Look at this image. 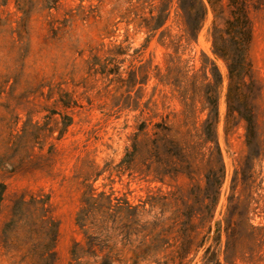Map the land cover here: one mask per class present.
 <instances>
[{
  "label": "trees",
  "instance_id": "trees-1",
  "mask_svg": "<svg viewBox=\"0 0 264 264\" xmlns=\"http://www.w3.org/2000/svg\"><path fill=\"white\" fill-rule=\"evenodd\" d=\"M7 2L4 0L3 4ZM106 3L113 6L112 15L103 28L105 36L115 35L117 25L124 22L127 31L130 25L145 29L149 33L147 41L160 32L162 44L167 48L172 46L175 51V54L167 53L165 67H162L139 58L141 48L135 47L136 55L124 67L132 49V45L126 43L127 36L108 42L102 38L97 44H90L89 55L84 58L89 76L101 75L127 86L126 92L113 97L112 109L139 110V113L134 116L133 130L127 135L124 154L119 162L105 160L101 165L90 159L88 154L79 158L77 167L78 176L82 177V191L76 222L91 243V249L85 252L97 257L103 252L101 264L120 261L127 244L139 239L140 244L130 248L135 264H138L156 255L158 246L155 241L170 235L174 228H178L176 233L179 236L193 240L199 234L198 229L211 225L218 213L227 177L218 132L221 120L219 102L225 76L209 56L205 55L196 67L195 60L190 63V59L184 60L178 55L184 37L188 42L198 39L210 11L213 13L209 29L212 50L227 67L226 130L235 119L244 121L246 129L248 152L238 162L233 183L238 185L242 182L244 189L249 186L252 172L248 163L264 154V141L253 104L261 88L249 57L253 37V21L249 13L251 6H264V0H98V3L94 0H72L66 7L64 0H16L17 11L22 14L14 20L8 15L4 23L16 22L12 34L17 33L18 40L23 41L26 34L30 35L31 23L38 14L37 19L47 29V42L65 34L72 35L78 25L90 27L103 18L100 8ZM174 9L184 32L181 35L172 34L167 29ZM2 21L0 17V23ZM113 26L115 29L111 28ZM167 39L169 43L165 42ZM29 51L30 42L25 56ZM84 51L78 50L79 56L82 57ZM32 76L26 81L22 95L28 98L33 95L34 100L42 97L45 103L33 101L30 107L19 111L8 102H0V173H16L33 164H38V168L50 167V160L58 151V143L75 122L73 113L67 111L80 105L74 93L66 90L63 82L47 80L39 72ZM152 78L171 87L173 97L183 107L181 113L186 122L195 116L197 103L201 104L199 111L204 117L201 118L199 135L202 141L194 140L195 135L191 131L175 129L169 123L171 113L155 119L159 113L153 96L142 101L137 92L135 96L131 94L136 86L141 88ZM20 81L18 76L11 84L9 77L0 79V96L7 93L15 97ZM173 113L175 117L178 115ZM105 172L111 181L109 189L105 188L106 184L95 185ZM126 174L130 178L140 176L147 181L162 182L185 175L193 181L186 190L177 188L159 199L150 195L136 202L128 191L114 186L115 175L121 179ZM236 188L232 187L226 214L222 218L229 226L246 223L248 219L249 195L242 198V193L237 194ZM8 191V183L0 179V253L14 258L13 264H54L59 221L53 212L50 194L43 190L15 192L10 197L7 217L1 220ZM158 206L163 211L162 215L155 216L152 221L147 219L146 215ZM242 208L247 211L241 212ZM166 211H171V214L165 216ZM163 220L169 228L156 231L158 223ZM112 240H115L114 244H111ZM119 240L123 248L117 249ZM78 246L76 242L71 249L74 259L82 256ZM187 254L189 250L181 246L173 264H183Z\"/></svg>",
  "mask_w": 264,
  "mask_h": 264
},
{
  "label": "rangeland",
  "instance_id": "rangeland-1",
  "mask_svg": "<svg viewBox=\"0 0 264 264\" xmlns=\"http://www.w3.org/2000/svg\"><path fill=\"white\" fill-rule=\"evenodd\" d=\"M3 1L0 0V17L3 20L0 23V79L9 77L11 84L18 76L21 81L15 91V97L4 93L0 96V102H8L19 111L30 107L33 101L45 103L42 97L34 100L33 95L29 98L22 95L26 90V81L31 79L34 73L39 72L41 77H46L47 80H53L56 83L63 82V87L74 93L80 105L73 109H67L68 112L73 113L75 122L70 126L65 138L58 143V151L50 160V167L38 168V164H33L16 173H0V179L8 183L9 190L3 203L1 220L7 217L10 197L15 192L43 190L50 194L52 209L59 221L54 264H101L103 252L98 257L85 252L87 249H91V243L76 222L82 191V177L78 176L79 168L77 166L80 164L79 158L87 154L90 159L96 160L101 165L105 160L119 162L124 154L127 135L133 130L131 125L134 123V116L139 113V110L116 111L112 109L113 97L126 92L127 86L122 85L121 82L110 81L101 75L89 76L84 58L89 55V45L97 44L102 38L108 42L110 39L121 40L128 36L126 43H130L132 49L129 51L131 55H128L124 67H127L130 60L136 55L134 54L135 47L141 48L139 58L162 67H165L167 53L175 54L174 48L172 46L167 48L162 44L160 32L148 37L147 41L149 33L145 29L139 30L134 25H130L127 31L124 22L117 25L115 35L105 36L103 28L112 15L113 5L111 3L101 6L100 12L103 18L90 27L78 25L72 35L65 34L59 39L47 42L45 41L47 29L43 27L42 21L37 19L38 14H35L31 23L30 35L26 34V38L20 41L17 33L12 34L16 22L4 23V20L8 15H11L13 20L19 19L22 13L17 11L16 0H8L7 4H3ZM94 2L98 3V0H94ZM69 3H72V0H64V7ZM63 9L60 10V13L63 12ZM249 14L253 21V37L249 46V57L261 88V91L258 90L255 95L253 104L264 141V6L261 8L251 6ZM212 20L213 13L210 11L198 39L188 42L184 37L178 55H181L184 60L190 59V63L195 60L196 67H199L205 55L209 56L216 61L225 76L219 102L221 120L218 132L219 143L227 166V177L223 185L218 213L211 225L198 229L199 234L195 235L193 240L190 237L179 236L176 233L178 228H174L170 235L162 236L155 241L158 246L156 255L141 260L138 264H165L166 261L168 264H173L175 255L181 246L189 250L183 264H264V154L248 163L252 174H250L247 189H244L242 182L235 185L236 183H233L235 169L239 166V160L244 158L248 152L246 129L244 121L235 119L232 121V126L226 130L224 120L227 113L225 94L228 82L227 67H225V62L217 57L212 50L209 34ZM111 28L115 29L114 26ZM167 29L172 34L181 35L184 33L175 9L167 23ZM29 42L30 51L25 56V49ZM165 42L169 43V40L167 39ZM80 49H85L82 57L78 53ZM136 92L142 96V101H146L152 96L157 101L156 112L159 113V116L155 119L159 120L162 115L171 113L169 123L173 124L175 129L182 132L191 131L195 135L194 140H203L199 133L201 118L204 115L200 114L201 104L199 102L195 116L186 122L181 113L183 107L179 100L173 97L170 86H165L159 83L156 78H152L143 87L136 86L131 94L135 96ZM20 95L22 98H18ZM49 103L51 104L53 101ZM173 112H177L178 115L175 117ZM107 175L108 172H105L95 182V185L106 184L105 188L109 189L111 181L106 177ZM192 181L193 179L191 180L185 175L167 178L162 182L147 181L141 179L140 176L130 178L126 174L121 179L115 175L114 186L122 191H128L130 197L138 202L139 199L145 200L150 195L159 199L162 195L177 188L186 190ZM233 186L237 187V194L242 193V198L249 195L248 219L246 223L229 226L222 218L226 214L228 196L233 191ZM147 206L149 207V204ZM243 211L247 210L242 208L241 212ZM162 213L161 207L158 206L153 212L147 214L146 218L152 221L155 216H161ZM170 214L171 211L165 212V216ZM163 222L166 221L158 223L156 231H164L169 228V225ZM76 242L79 243L78 252L82 255L79 259H74L71 253ZM114 242L115 240H112L111 244ZM139 244V239L127 244L121 254V260L116 261L115 264H135L130 248ZM116 247L117 249L123 248L122 241H117ZM13 260L14 258L0 253V264H13Z\"/></svg>",
  "mask_w": 264,
  "mask_h": 264
}]
</instances>
